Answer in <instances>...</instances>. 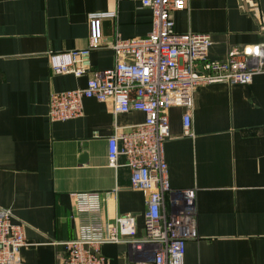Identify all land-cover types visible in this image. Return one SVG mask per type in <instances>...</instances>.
<instances>
[{
  "label": "crops",
  "instance_id": "obj_1",
  "mask_svg": "<svg viewBox=\"0 0 264 264\" xmlns=\"http://www.w3.org/2000/svg\"><path fill=\"white\" fill-rule=\"evenodd\" d=\"M103 19L108 42L144 38L153 11L140 0H0V209L24 224L28 245L17 264H59L64 242L104 238L116 217L143 237L148 195L131 187L125 156L109 165L108 139L145 114H113L84 100L83 115L52 121L50 96L86 87L93 71L113 68V49L92 53L83 77L55 72L50 54L88 47L90 16ZM178 33L208 34L209 60L264 48V0H194L173 15ZM186 108L170 110L165 143L171 187L196 191V235L185 264H264V72L249 84H204L194 93L193 136ZM174 197L166 195L171 214ZM100 225L101 228H94ZM108 264H136L127 243L106 244Z\"/></svg>",
  "mask_w": 264,
  "mask_h": 264
},
{
  "label": "built area",
  "instance_id": "obj_2",
  "mask_svg": "<svg viewBox=\"0 0 264 264\" xmlns=\"http://www.w3.org/2000/svg\"><path fill=\"white\" fill-rule=\"evenodd\" d=\"M194 0H140L153 11L152 31L144 38L108 42L103 19L110 13L90 16L87 48L50 54L55 72L77 78L92 69V53L102 47L113 49V68L93 71L86 87L52 93L49 116L67 121L83 115L84 100L105 103L111 113L140 111L143 123L117 127L108 139L109 165L120 166V156L131 170V187L148 195L143 237H136V222L118 216L104 238L64 242L66 255L59 264H108L102 254L106 244H130L140 256L136 264H185L187 240L196 235V191L171 187L165 143L170 136V110L186 108L184 134L193 136L194 93L204 84L230 82L249 84L264 72V48L256 46L231 53L223 60H209L208 34L178 33L173 15ZM174 197L171 214L166 212V195ZM9 210L0 209V264H17L28 245L24 224L13 221ZM94 228H101L95 225Z\"/></svg>",
  "mask_w": 264,
  "mask_h": 264
}]
</instances>
